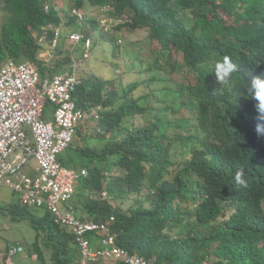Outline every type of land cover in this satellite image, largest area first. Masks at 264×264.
<instances>
[{
    "label": "trees",
    "instance_id": "16d2710c",
    "mask_svg": "<svg viewBox=\"0 0 264 264\" xmlns=\"http://www.w3.org/2000/svg\"><path fill=\"white\" fill-rule=\"evenodd\" d=\"M47 3L0 0V68L31 61L42 77L64 72L73 55L62 39L72 31L105 39L114 19V30L146 31L152 59L141 61L142 81L177 97L153 103L150 91L140 92L142 81L120 92L114 82L81 78L78 107H104L93 133L84 135L80 122L65 150L69 166L87 171L75 189L81 215H113L117 245L161 264H264V135L256 131V101L245 93L247 81L264 73V0H69L63 19L55 4L45 12ZM73 7L103 12L106 23L87 12L79 20ZM58 24L67 30L46 61L40 54ZM225 56L238 65L227 87L209 73ZM238 169L245 188L234 183ZM128 197V207L115 204ZM14 213L36 228L40 264H78L66 227L46 212L41 219L23 207ZM100 237L90 234L93 249ZM37 242L50 249L49 259ZM89 264L124 263L100 257Z\"/></svg>",
    "mask_w": 264,
    "mask_h": 264
},
{
    "label": "built area",
    "instance_id": "2783aa9c",
    "mask_svg": "<svg viewBox=\"0 0 264 264\" xmlns=\"http://www.w3.org/2000/svg\"><path fill=\"white\" fill-rule=\"evenodd\" d=\"M49 9L48 4L44 10ZM70 13L79 20L84 13L72 8ZM72 44L84 42L83 57L89 56L92 42L82 31L67 34ZM61 38L59 27L53 30L49 55H53ZM78 61L71 58L66 71L41 76L38 66L31 61L7 60L0 68V188L8 187L18 194L21 206L43 207L53 221L72 232L73 242L80 254V264H89L98 257L114 258L124 264H158L130 254L115 244V237L107 221L80 218L73 204L79 179L86 169H75L62 164L59 155L68 147L85 112L78 107L76 91L80 84ZM52 105L51 119H45L47 104ZM102 107L92 113L95 117ZM34 160L36 176L23 174L24 165ZM105 192H103L104 194ZM113 220V217H110ZM100 233L101 246L93 249L88 234ZM18 243L10 244L7 264L21 253Z\"/></svg>",
    "mask_w": 264,
    "mask_h": 264
},
{
    "label": "rangeland",
    "instance_id": "374dc122",
    "mask_svg": "<svg viewBox=\"0 0 264 264\" xmlns=\"http://www.w3.org/2000/svg\"><path fill=\"white\" fill-rule=\"evenodd\" d=\"M63 1V0H61ZM69 1V0H68ZM68 1L63 5V9L68 10ZM82 12L86 14L87 18H105L104 15L100 17L103 12H91L89 7L85 9L82 8ZM64 16V15H63ZM85 19V20H86ZM94 19V18H93ZM100 19V22H104L105 19ZM111 22L110 29H112L111 34H106V38L102 39L99 31H95L93 35L94 46L91 50L90 56L88 58H82V47L79 44H72L65 39H62V44L64 45V50H70L73 57L79 63V77L80 79L87 75V78L106 80L107 82H114L119 91L128 89L130 86L137 82H141L144 78V72L142 70L141 61L143 59L150 60L152 55L150 52V43L146 37V31L144 29H137L129 32L125 29L114 30ZM60 31L66 32V28L63 30V26H60ZM70 28V27H68ZM65 38V37H63ZM81 47V48H80ZM65 52V51H64ZM49 51H42L40 56L46 58V61H51L52 55L48 54ZM66 53V52H65ZM141 93H144L143 89H147L151 92L150 101L156 103L155 99L157 97L165 99L168 103H173L177 100L174 94L165 91L162 88V84L156 83L154 81L147 82L142 81ZM145 97H141V102L145 101ZM52 106L48 105L45 119L51 117ZM89 113H85L87 115ZM93 122L89 120V115L84 118V122L79 125L81 130L85 129L84 135L89 136L93 133ZM95 141L92 139L89 144H94ZM66 150V149H65ZM65 150L63 154L65 153ZM63 164L69 166L71 163L70 159L63 156ZM72 156L76 155L75 152L71 153ZM60 156V158H61ZM37 166L34 160H31L28 164L24 165L21 172L26 175L32 176L35 174V167ZM79 203L76 200V195L73 198V204L75 206L76 213H80V207L77 205ZM115 204L122 207H128L132 204L131 198H125L120 201L117 199ZM264 207V201H263ZM22 208L19 203L18 194L12 192L8 187L2 186L0 188V264H5V251L8 243L19 241L23 244L25 248V254L22 256L16 255L14 259L19 261V264H23L26 260L29 264H40L37 259V250H35L33 242L35 240V234L37 232L36 228L32 226L31 222L27 219H19L18 214L14 213L18 209ZM25 209L30 212L33 216L37 218H42L46 212L43 207L37 206H27ZM13 210V211H12ZM42 231V230H41ZM40 241L42 240L39 237ZM40 252L45 256V260L49 259L50 249L45 246L42 242H37ZM37 248V249H38ZM22 261V263H21Z\"/></svg>",
    "mask_w": 264,
    "mask_h": 264
},
{
    "label": "clouds",
    "instance_id": "9594fccd",
    "mask_svg": "<svg viewBox=\"0 0 264 264\" xmlns=\"http://www.w3.org/2000/svg\"><path fill=\"white\" fill-rule=\"evenodd\" d=\"M61 0H52V3L51 4H55L56 5V7H58V10H59V2H60ZM51 4L50 3H48V6H49V8H50V6H51ZM73 8H76V7H73ZM77 9H79V8H77ZM45 11V10H44ZM49 11V9L47 10V11H45V12H48ZM80 11H83V10H81L80 9ZM102 19H105V18H102ZM101 19V20H102ZM119 21V20H118ZM111 22H112V20H110V24L108 23V25L110 26L111 25ZM102 23H106V19L104 20V22H102ZM109 30V28L108 27H105L104 26V31H108ZM62 36H63V34L61 33V38H62ZM61 38H60V41H61ZM90 39V38H89ZM91 40V42H92V39H90ZM60 41H59V43H60ZM68 41V40H67ZM94 42V41H93ZM92 42V46L90 47V49H89V56H90V53H91V50H92V48H93V46H94V43ZM78 43H80V42H78ZM84 43V42H83ZM77 43H75V45H76ZM59 45V44H58ZM49 50H50V45H49ZM48 50V51H49ZM84 50V49H83ZM88 56V57H89ZM81 57L84 59V57H83V51H82V53H81ZM87 57V58H88ZM72 58H74V57H72ZM6 62V61H5ZM4 62V63H5ZM24 62V61H23ZM3 63V64H4ZM259 64V63H258ZM238 72V65L237 64H235L233 61H232V59L230 58V57H228V56H225L222 60H220V61H217L216 63H215V65H214V68L209 72V73H211V74H214V76H215V79H216V81L219 83V85L221 86V85H223V86H225V87H227V86H230L231 85V83H232V80H233V76H234V74H236ZM61 73V72H60ZM81 80V79H80ZM245 93H246V96L248 97V98H250V99H253V100H255L256 101V103H255V109H256V111H257V114H258V116H257V120H258V123H257V125H256V131H257V133L258 134H261V135H264V73H261L260 75H257V76H254L250 81H247V83H246V85H245ZM98 106V105H97ZM97 106H94V107H91L90 109H87V110H85V109H82L85 113H89V114H87V115H89V120L90 121H97V120H99L100 119V117H101V113H102V111H103V109H104V107L103 106H101L102 107V109L101 110H99L96 114L98 115V117H95V115L92 113V111L97 107ZM52 115V114H51ZM87 115H85V117L84 118H86L87 117ZM45 117V116H44ZM84 118H83V120L81 121V122H83L84 121ZM51 119V118H50ZM63 153V152H62ZM61 155V154H60ZM59 155V156H60ZM69 167V166H68ZM73 168V167H72ZM75 169H80V168H75ZM85 169V168H84ZM233 180H234V183H235V185L236 186H238V187H241V188H245V187H247L248 186V180H247V178H246V174H245V172H244V170L243 169H238L236 172H235V174H234V176H233ZM76 189V188H75ZM103 192H105L104 194H103ZM74 195H75V193H74ZM101 195L102 196H106L107 195V192L106 191H102L101 192ZM73 198H74V196H73ZM21 207H23V208H25L26 206H21ZM46 213H48V212H46ZM49 214V213H48ZM50 215V214H49ZM51 216V215H50ZM112 217H113V220H114V216L113 215H111ZM111 216H109V218H107L106 220H104V221H107V222H109V226L111 227V224H112V222H113V220H110V217ZM88 218H93V217H90V216H88ZM94 219V218H93ZM94 220H96V219H94ZM98 221V220H97ZM112 232V231H111ZM91 234V233H90ZM90 234H89V239H90ZM114 235V237H115V234H113ZM73 241V240H72ZM114 241H115V244L117 245V243H116V240L114 239ZM16 243H18L19 245H21L22 246V248H23V251L21 252V253H18V254H16V255H24L25 254V248H24V246H23V244L21 243V242H19V241H14V242H11V243H8V245H7V247H6V251H5V264H7V258H8V256H7V250H8V247H9V245L10 244H16ZM75 244V243H74ZM117 246H119V245H117ZM77 247V246H76ZM120 247V246H119ZM77 250H78V248H77ZM129 253L130 254H133V253H131L130 251H129ZM16 255H14V256H12L11 257V260L14 262V264H17V261L14 259V257L16 256ZM134 255H136V254H134ZM137 256H140V255H137ZM102 257V256H101ZM140 257H143V256H140ZM98 258H100V257H98ZM97 258V259H98ZM105 258H108V257H105ZM143 258H145V257H143ZM111 259H114V258H111ZM146 259H148V258H146ZM148 260H150V259H148ZM151 261H153V262H156L155 260H151ZM156 263H158V262H156ZM18 264H19V262H18ZM23 264H29L26 260H24L23 261ZM44 264H50V262H45ZM78 264H80V254H79V251H78ZM158 264H161V263H158Z\"/></svg>",
    "mask_w": 264,
    "mask_h": 264
},
{
    "label": "crops",
    "instance_id": "0c3cea01",
    "mask_svg": "<svg viewBox=\"0 0 264 264\" xmlns=\"http://www.w3.org/2000/svg\"><path fill=\"white\" fill-rule=\"evenodd\" d=\"M68 0H63V1H60L59 2V12H61V11H63V10H65V9H63L62 7H63V5L65 4V2H67ZM48 4V3H47ZM46 5V4H45ZM70 7V6H69ZM61 15V19H63V13L61 12L60 13ZM63 21V20H62ZM60 26H63L62 24H58V25H56L55 27H60ZM54 27V28H55ZM68 69V68H67ZM65 71V70H64ZM63 72V71H62ZM47 110V109H46ZM51 114H52V109H51ZM51 118V117H50ZM50 118H48V119H50ZM64 152V151H63ZM63 156H65V153L63 154ZM69 167H71V166H69ZM36 173H38V170L35 168V174H33L32 176H36ZM77 205L80 207V205H79V203H77ZM81 213V212H80ZM77 215L80 217V218H83V217H88V216H90V217H93V216H91V215H80L79 213H77ZM19 262V261H18ZM21 263H22V261H21Z\"/></svg>",
    "mask_w": 264,
    "mask_h": 264
}]
</instances>
